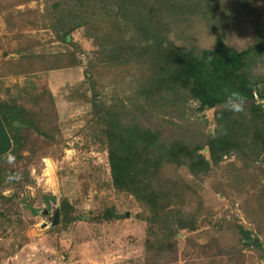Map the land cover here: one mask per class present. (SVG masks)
<instances>
[{"label":"trees","instance_id":"obj_1","mask_svg":"<svg viewBox=\"0 0 264 264\" xmlns=\"http://www.w3.org/2000/svg\"><path fill=\"white\" fill-rule=\"evenodd\" d=\"M31 3L37 7L28 8ZM255 3L245 1L249 10L259 14ZM221 6L222 0H16L12 7L3 6L5 14H40L30 22V28H48L54 41L66 46H74L73 32L84 29L85 37L98 48L97 62L85 76L89 90L81 93L79 86L71 91L91 106L85 129L105 142L111 187L134 198L142 209L137 218L147 223L144 264L174 263L180 234L206 228L214 234L207 242L200 244L188 238L200 261L225 257L229 264H246L245 248L255 251L254 261L264 260V183L259 185L252 173L255 166L264 172V74L260 72L264 18L252 43L238 50L227 43L219 26L225 16L217 19L219 24L206 17L214 11L225 14ZM186 14H201L206 20L215 33L213 48L189 47L183 32L177 39L172 37L174 29L191 21ZM258 17L261 21V15ZM46 20L48 24H44ZM180 38L186 44L178 45ZM34 41L4 53L5 58L11 53H25L30 64L26 66L22 60L2 62L0 77L79 65L71 51L67 56L33 55L30 51L41 43L37 38ZM100 68L115 77L130 76L135 84L133 92L102 100L95 91L92 73ZM231 91H239L246 98L244 112L226 108L225 99ZM192 104L202 115L213 111L209 132L193 130ZM0 117L12 141V149L0 156V204L6 206L18 195L5 196L4 189L18 190L34 183L27 168L21 174L20 168L13 166L22 163L25 167L38 152L44 153L40 142H28L27 133L49 146L60 145L63 140L58 138L61 117L47 84L19 87L16 94L0 98ZM25 151L28 156H24ZM9 155L14 156L11 164L6 160ZM232 157L235 162L230 166L228 183L246 190L240 207L254 230L230 217L215 219L206 206L201 178ZM182 170L188 173L186 177ZM13 173L21 178L6 181ZM60 209L65 222L75 213L68 200L61 202ZM120 218L114 205L104 204L96 219L113 222ZM225 233L235 237L236 245L229 250L219 244ZM254 233L263 235L258 243Z\"/></svg>","mask_w":264,"mask_h":264},{"label":"rangeland","instance_id":"obj_2","mask_svg":"<svg viewBox=\"0 0 264 264\" xmlns=\"http://www.w3.org/2000/svg\"><path fill=\"white\" fill-rule=\"evenodd\" d=\"M245 1L238 4L236 0H222L221 7L225 14L214 11L206 15L210 22L217 24V19L225 16L223 24L219 26L226 34L227 43L238 50L252 43L258 23L264 20V0H254L259 14H254L253 9L249 10ZM14 3L16 0H0V63L22 60L26 66L29 65L30 58L25 53H11L14 56H8L9 59L4 57V53L11 52V49L24 48L28 41L34 43L37 38L41 43L30 51L33 55L47 53L67 56L71 51L79 65L39 71L28 76L0 77V98L3 100L16 94L19 87H32L38 82L40 85L47 84L59 110L61 119L58 138L63 140L60 145L49 146L41 140L38 141L33 133H27L28 142H40L44 153L38 152L25 167L22 163L13 166L20 168L21 174L27 168L33 184L23 189L3 191L5 196L15 192L18 198L6 206L0 204V264H144L147 223L137 218L142 209L134 198L116 193L111 187L105 142L85 129L91 106L82 101L80 94L76 95V92L71 91L79 86L82 88L81 93L85 89L89 90L90 83L85 76L97 62L98 48L85 37L84 29L73 32L74 46L54 41L50 29L30 28V22L35 21L34 17L40 14H5L3 6L8 4L12 7ZM36 7V3L28 6ZM19 9L24 10V7ZM187 18L191 21L186 26H180L176 31L174 29L173 38L177 39V35L183 32L186 40L188 39H178V45L186 41L189 47L213 48L215 33L201 14H189ZM44 24H48V20ZM22 56L27 57L23 60ZM260 72L264 74V63L260 66ZM92 73L96 79L95 91L104 101L116 96H129L135 87L130 76L115 77L113 72H106L103 68ZM190 113L194 131L209 132L212 129L213 111L202 115L196 112L195 105L192 104ZM23 154L28 156L27 151ZM234 162V157L225 158L209 175L201 178L206 206L215 219L230 217L239 220L247 229L254 230L253 224L240 207L241 201L246 197V190L235 189L228 183L230 166ZM252 173L258 179L259 185L264 183L261 167H253ZM187 174L185 170L181 171L184 177ZM64 200L70 202L75 213L66 222L61 215L60 224L51 227V217L57 205ZM104 204L114 205L121 218L113 222L97 221ZM45 211H48L50 217L44 214ZM80 216L84 219H80ZM210 235L214 236L211 228L194 233L182 232L177 242V259L172 264H229L225 257H205L200 261L199 255L193 252L189 244L194 239L203 244ZM188 238L193 241H188ZM253 238L258 243L263 235L254 233ZM234 241L232 233H225L219 244L229 250L236 245ZM214 247L217 248L214 245L212 250L216 252ZM254 252L252 248L243 250L246 264H264V260L255 258L254 261Z\"/></svg>","mask_w":264,"mask_h":264},{"label":"clouds","instance_id":"obj_3","mask_svg":"<svg viewBox=\"0 0 264 264\" xmlns=\"http://www.w3.org/2000/svg\"><path fill=\"white\" fill-rule=\"evenodd\" d=\"M247 101L246 98L239 92V91H231L226 99H225V106L229 111L235 112V113H242L245 111V105ZM6 160L8 163L14 162V156L9 155L6 157ZM20 174L19 173H13L11 175H8L6 177V181L11 182L13 180H19Z\"/></svg>","mask_w":264,"mask_h":264},{"label":"water","instance_id":"obj_4","mask_svg":"<svg viewBox=\"0 0 264 264\" xmlns=\"http://www.w3.org/2000/svg\"><path fill=\"white\" fill-rule=\"evenodd\" d=\"M12 149V141L11 138L7 132V129L5 128L3 121L0 117V156L6 154ZM44 214H47V211L44 212ZM61 221V209L60 204L57 205L56 210L54 212L53 217L50 220L51 227H56L60 224ZM257 241V239H256Z\"/></svg>","mask_w":264,"mask_h":264},{"label":"crops","instance_id":"obj_5","mask_svg":"<svg viewBox=\"0 0 264 264\" xmlns=\"http://www.w3.org/2000/svg\"><path fill=\"white\" fill-rule=\"evenodd\" d=\"M10 57H13L14 54H9ZM10 57H7V59H9ZM50 84H51V81H50Z\"/></svg>","mask_w":264,"mask_h":264},{"label":"flooded vegetation","instance_id":"obj_6","mask_svg":"<svg viewBox=\"0 0 264 264\" xmlns=\"http://www.w3.org/2000/svg\"><path fill=\"white\" fill-rule=\"evenodd\" d=\"M46 216L48 217L49 215H48V211H47V214H46ZM50 217V216H49ZM52 218V217H51Z\"/></svg>","mask_w":264,"mask_h":264}]
</instances>
